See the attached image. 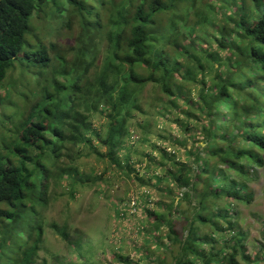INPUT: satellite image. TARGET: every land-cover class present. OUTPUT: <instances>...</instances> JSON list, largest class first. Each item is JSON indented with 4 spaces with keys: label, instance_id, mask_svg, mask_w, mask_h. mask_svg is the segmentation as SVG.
Wrapping results in <instances>:
<instances>
[{
    "label": "trees",
    "instance_id": "16d2710c",
    "mask_svg": "<svg viewBox=\"0 0 264 264\" xmlns=\"http://www.w3.org/2000/svg\"><path fill=\"white\" fill-rule=\"evenodd\" d=\"M252 1L198 45L181 31L186 0H0V264H48L44 210L88 182L140 241L130 260L112 232L101 254L114 264H153L155 248L169 264L261 263L264 217L246 211L264 195V0ZM53 8L77 27L66 49L33 28ZM120 179L135 184L125 199L111 195ZM48 226L79 252L55 264L88 263L66 222Z\"/></svg>",
    "mask_w": 264,
    "mask_h": 264
},
{
    "label": "rangeland",
    "instance_id": "374dc122",
    "mask_svg": "<svg viewBox=\"0 0 264 264\" xmlns=\"http://www.w3.org/2000/svg\"><path fill=\"white\" fill-rule=\"evenodd\" d=\"M254 3L255 2L252 0H186L184 9L186 10L188 7L189 10H187L188 14L184 17V25L181 26V31L192 35L198 45L202 44L204 41L210 44V40L215 35V32H217V29L213 27V25L218 23L222 15L225 16L229 13L235 14L236 11L243 5L244 8H246L245 11L247 12L254 6ZM259 7L260 10L263 11V1H260ZM196 8L200 10V14L189 15V12L194 11ZM47 12L48 15L47 17L45 16L46 18L40 13L39 16L41 17V20H32L34 29L36 26H39V35L41 37V34H43V41L47 43L55 42L62 49H66L73 45L74 36L77 33L76 24L72 23L71 27L67 28L65 26V21L56 20L52 17L50 18L49 15L57 16L55 8ZM230 27H232V25H230ZM29 40L32 41V38ZM146 94H149V92L147 91ZM143 107H146L145 102ZM2 110L8 113L10 109L3 107ZM161 127L150 131L148 137L151 141H155L157 143L163 142V140L158 137L157 133L159 130L171 129L172 127L174 128V126L169 123L163 124ZM92 163V159L88 158L87 164L84 165L82 169L88 172V167L90 168ZM120 180V182L117 181V187L115 186L113 188V192L111 190V195H113V198L115 199H125L126 191L135 187V184L130 185L131 182L126 179ZM260 181H262V178H260ZM252 183L253 187L257 191L259 184L257 182ZM98 187L97 183L92 184L88 182L80 188V193L76 195V197L79 195L76 201L69 200L66 197H60L53 205H50L44 210L45 217L48 221L46 226H44V243L42 250L39 252V260L44 257L48 260V264H55L54 255H57L56 257L69 256L72 260H79V255L77 256V253H79L77 251L78 248L76 247L77 250L70 249L67 246V243L48 226V224L53 221L56 222L58 226H62L65 222L67 223L68 230L70 231V237L72 240H76L82 244L83 252L84 254L86 253L84 258L88 260V263L114 264V261L111 260V255L109 254L110 252L101 254L112 232H115L117 237H121L123 239L122 243L124 245H122V253L127 255L130 260L134 258L136 252H139L137 249L138 247L136 246L140 244V241L137 240V238L133 239V234H130L131 236H129L128 233H130V231H124L126 228L130 230L133 227L128 226L126 223L121 224V222L117 224L119 220L113 216V209L118 208V206L120 207L122 203L117 205L115 202L108 200V198L111 197L110 194L101 195ZM131 194L132 192L129 191L127 195L131 198ZM257 194L259 193L257 192ZM153 199L156 200V197H153ZM65 201L68 205L67 209L64 205ZM116 202L120 203L119 201ZM129 205L131 212L134 213L136 210L134 209V206H132L133 203L131 202ZM246 209V211H257L264 217V195L257 196L254 202ZM64 213L68 216L65 217ZM245 217L246 219L242 221V225L244 226L249 224L248 230L250 233L247 239L249 242L247 249L253 253L256 244L254 239L258 237L256 232L258 225L250 221L247 215ZM254 235L255 237H253ZM101 243H103L102 246H100ZM152 243L153 242H148L150 246ZM170 251L164 248H155L153 253H157L158 258L161 257V260H157L153 264H169L172 255V252ZM260 264H264V256Z\"/></svg>",
    "mask_w": 264,
    "mask_h": 264
},
{
    "label": "built area",
    "instance_id": "2783aa9c",
    "mask_svg": "<svg viewBox=\"0 0 264 264\" xmlns=\"http://www.w3.org/2000/svg\"><path fill=\"white\" fill-rule=\"evenodd\" d=\"M133 203V202H132Z\"/></svg>",
    "mask_w": 264,
    "mask_h": 264
}]
</instances>
